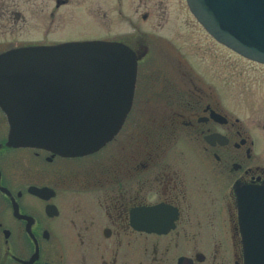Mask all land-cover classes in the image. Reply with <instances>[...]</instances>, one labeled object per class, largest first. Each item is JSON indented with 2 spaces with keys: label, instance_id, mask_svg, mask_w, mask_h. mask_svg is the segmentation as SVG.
<instances>
[{
  "label": "flooded vegetation",
  "instance_id": "af4514ba",
  "mask_svg": "<svg viewBox=\"0 0 264 264\" xmlns=\"http://www.w3.org/2000/svg\"><path fill=\"white\" fill-rule=\"evenodd\" d=\"M44 1L0 0V54L46 44L43 23L37 41L12 38L30 11L45 19ZM158 1L140 0L149 7L142 20ZM113 3L121 15L122 0ZM132 27L96 39L137 57L128 114L97 151L67 157L11 146L0 107V264H244L235 185H264L257 138L202 73V48L177 44L175 30L168 38Z\"/></svg>",
  "mask_w": 264,
  "mask_h": 264
},
{
  "label": "water",
  "instance_id": "95a60500",
  "mask_svg": "<svg viewBox=\"0 0 264 264\" xmlns=\"http://www.w3.org/2000/svg\"><path fill=\"white\" fill-rule=\"evenodd\" d=\"M219 42L264 63V0H187ZM136 54L121 43L86 41L0 55V104L10 144L82 156L105 145L129 111ZM114 78L107 80L105 78ZM120 79V80H118ZM125 93L128 98H106ZM37 190L36 192H44ZM245 264H264V186L235 185ZM154 231H160L155 230Z\"/></svg>",
  "mask_w": 264,
  "mask_h": 264
},
{
  "label": "rangeland",
  "instance_id": "374dc122",
  "mask_svg": "<svg viewBox=\"0 0 264 264\" xmlns=\"http://www.w3.org/2000/svg\"><path fill=\"white\" fill-rule=\"evenodd\" d=\"M43 6L45 19H36V14L34 18L30 11L25 20L14 23L12 38L15 42L41 39L42 23L45 43L96 40L108 33L124 36L133 32L132 25H135L144 34L152 31L168 38L175 30L181 34L177 44L202 48L205 51L201 53L204 55L202 73L219 88L226 110L257 138L256 155L264 162V65L216 44L197 25L184 0H159L155 5L156 15L147 21L142 20V15L149 7L142 5L140 0H122L121 15L117 13L119 5L113 0H71L60 8H56L53 0H45ZM23 7L36 11L37 5ZM143 40L155 45L149 37ZM225 247L230 246L225 244Z\"/></svg>",
  "mask_w": 264,
  "mask_h": 264
}]
</instances>
